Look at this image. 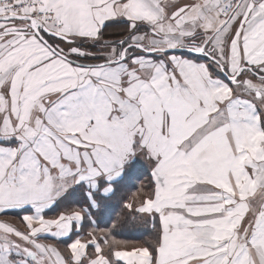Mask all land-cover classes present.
<instances>
[{
    "label": "snow or ice",
    "instance_id": "1",
    "mask_svg": "<svg viewBox=\"0 0 264 264\" xmlns=\"http://www.w3.org/2000/svg\"><path fill=\"white\" fill-rule=\"evenodd\" d=\"M141 157L154 240L85 234ZM9 214L0 264H264V0H0Z\"/></svg>",
    "mask_w": 264,
    "mask_h": 264
},
{
    "label": "trees",
    "instance_id": "2",
    "mask_svg": "<svg viewBox=\"0 0 264 264\" xmlns=\"http://www.w3.org/2000/svg\"><path fill=\"white\" fill-rule=\"evenodd\" d=\"M106 38L111 40L121 38L120 28L113 25L106 29ZM153 190L151 167L146 162L137 161L116 186L115 195L96 213L97 227L107 229L115 224L116 227L112 230V234L117 239L128 241L129 248L152 242L155 230L151 220L141 218V214L128 213L124 204L129 202L135 204ZM133 216L136 217L135 220L132 219ZM86 229L88 228L86 227Z\"/></svg>",
    "mask_w": 264,
    "mask_h": 264
},
{
    "label": "crops",
    "instance_id": "3",
    "mask_svg": "<svg viewBox=\"0 0 264 264\" xmlns=\"http://www.w3.org/2000/svg\"><path fill=\"white\" fill-rule=\"evenodd\" d=\"M137 161H143V162H146V163L151 167V170H152L153 165H152V163H151L150 161H148L147 159L141 157V158H139ZM125 176H126V175H125ZM73 206H75V205H73ZM82 206H86V205H82ZM63 207H64V206L62 205V206H61V209H58L57 211L62 210ZM99 210H100V209H99ZM99 210H98V209H93L92 211H93L94 213H97ZM55 214H56L55 212H49V213H48V215H50V216H51V215H55ZM141 215H143V214H141ZM93 219L96 220V225H91V224H89V223L87 222V220L85 221V223H84V227H83V229H82V231H83L85 234H86L89 230H91L92 227H94V226L97 227V223H98L97 215H95V216L93 217ZM0 220H7V221H9V222H11V223H13V224L19 226V227H23V225H22L21 222H20V217H19V216H14V215L9 214V215H7V216H2V217H0ZM86 227H87L88 229L85 230ZM48 242H51V241L49 240ZM100 242H101V244H102V240H101ZM60 247H61V249H63L64 245H60ZM89 250L91 251L92 249L90 248ZM121 264H123V262H121Z\"/></svg>",
    "mask_w": 264,
    "mask_h": 264
},
{
    "label": "rangeland",
    "instance_id": "4",
    "mask_svg": "<svg viewBox=\"0 0 264 264\" xmlns=\"http://www.w3.org/2000/svg\"><path fill=\"white\" fill-rule=\"evenodd\" d=\"M138 201H139V200H138ZM138 201H137V202H138ZM143 218H146V220L148 219V217H147V216H143ZM129 249H131V248H129Z\"/></svg>",
    "mask_w": 264,
    "mask_h": 264
}]
</instances>
